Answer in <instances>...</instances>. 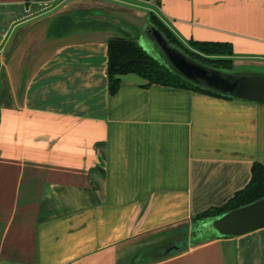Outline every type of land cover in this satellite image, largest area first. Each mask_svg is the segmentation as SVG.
I'll use <instances>...</instances> for the list:
<instances>
[{"label":"crops","instance_id":"1","mask_svg":"<svg viewBox=\"0 0 264 264\" xmlns=\"http://www.w3.org/2000/svg\"><path fill=\"white\" fill-rule=\"evenodd\" d=\"M107 9L264 68V0H0V264H138L264 164L263 105L135 74L109 94L107 41L137 32ZM198 234L142 261L264 264V227Z\"/></svg>","mask_w":264,"mask_h":264},{"label":"water","instance_id":"2","mask_svg":"<svg viewBox=\"0 0 264 264\" xmlns=\"http://www.w3.org/2000/svg\"><path fill=\"white\" fill-rule=\"evenodd\" d=\"M131 26L141 39L140 46L174 74L188 83L221 95L250 101L264 106V71L234 67L220 69L206 65L172 44L149 16L137 17L119 10H104ZM193 232L210 231L219 237H235L264 227V196L218 216L197 222ZM187 229V228H183ZM187 238V237H186ZM186 238L178 241L166 253H172L187 244Z\"/></svg>","mask_w":264,"mask_h":264},{"label":"trees","instance_id":"3","mask_svg":"<svg viewBox=\"0 0 264 264\" xmlns=\"http://www.w3.org/2000/svg\"><path fill=\"white\" fill-rule=\"evenodd\" d=\"M148 16L172 44L182 49L190 57L212 67L228 70L234 68L232 60L233 49L230 43L190 40L188 45H185L180 42L153 13H149ZM126 74H135L141 77L145 81L143 84L144 87L163 85L189 88L194 91L222 97L217 93L196 87L174 74L165 64L142 49L135 39L122 37L110 38L107 41V81L109 94H114L118 91L121 84V76ZM263 196L264 164L259 161H254L251 166V178L248 184L236 191L223 205L211 207L197 214L193 218L192 224L213 218ZM185 226H187V224L178 229L182 230ZM178 229H171L169 232L176 234V230ZM183 234L185 238L188 236L186 232ZM180 235H182V233ZM171 237L172 238H169L165 242L160 251L158 247L162 242H155L141 248L138 253L139 257H141L138 264H145L146 262L142 261V258L145 257L148 259L147 261H154L171 255V253L165 252L166 248L178 241L177 239L173 240V235ZM164 238H166V236Z\"/></svg>","mask_w":264,"mask_h":264},{"label":"rangeland","instance_id":"4","mask_svg":"<svg viewBox=\"0 0 264 264\" xmlns=\"http://www.w3.org/2000/svg\"><path fill=\"white\" fill-rule=\"evenodd\" d=\"M133 39H135L136 40V42L138 43V44H140V42H141V39L139 38V36L137 35V34H135L134 35V37H133ZM234 67H241V68H250V67H242V66H239V65H235ZM251 69H254V70H256V71H264V68H262V67H251ZM198 227V224H191V227H189V225H187V226H185V228H187V230H181V229H178V230H176V234H172L171 232H168L167 234V236H166V238H159L158 240H156L155 242H162V244L158 247L159 248V251H160V249L163 247V245L165 244V242L169 239V238H172L171 236L173 235V240H175V239H177V240H180V239H183V238H185V236H183L184 234V232H186V233H189V232H191V231H194V230H196V228ZM182 231H184V232H182ZM182 233V235H180ZM198 234V233H197ZM199 234H201V233H199ZM198 234V235H199ZM203 235H205V234H210V231H205V232H203L202 233ZM155 242H153V243H155ZM157 248V247H156Z\"/></svg>","mask_w":264,"mask_h":264}]
</instances>
